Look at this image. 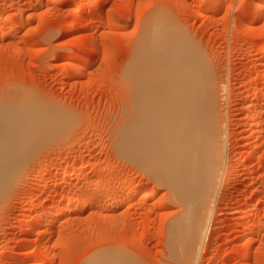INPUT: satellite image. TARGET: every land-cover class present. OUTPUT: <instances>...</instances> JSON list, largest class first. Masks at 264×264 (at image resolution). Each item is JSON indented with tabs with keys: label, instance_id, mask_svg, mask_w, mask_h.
<instances>
[{
	"label": "rangeland",
	"instance_id": "374dc122",
	"mask_svg": "<svg viewBox=\"0 0 264 264\" xmlns=\"http://www.w3.org/2000/svg\"><path fill=\"white\" fill-rule=\"evenodd\" d=\"M248 1L224 0L220 10H205L207 17L202 19L197 0H95L83 12L78 8L85 0H0V10L12 13L13 22L27 20L15 28L12 24L0 28V105L6 102L7 112H15L40 103L60 112L59 127L41 132L42 146L34 143L25 152L12 190L0 199V264H83L93 249L119 253L121 264H264V226L253 232L246 229L256 218L264 220V137L255 138L251 132L253 119L264 107L259 104L254 111L247 107L250 98V102L260 101L256 89L264 90V58L253 59L251 54L264 45V17L254 18ZM229 8L231 13L226 14ZM153 16L173 23L205 50L203 54L213 66L208 64L209 69L218 77L217 86L226 88H219L220 102L226 95L225 104H220L227 118L223 126L225 170L212 198L209 233L195 252L187 247L185 232L181 233L185 242L180 240V250L177 246L173 252L169 246L170 225L182 212L171 186L121 156L114 145L123 123L134 115L135 89L128 66L144 22ZM4 17L0 16V23ZM112 22L116 27L112 28ZM122 22L125 25L120 26ZM248 25L254 26L253 32L246 31ZM240 51L242 55H238ZM84 61L89 62L84 64L85 73L72 76L75 65ZM229 114H233L231 120ZM56 156L61 158L52 168L49 162ZM91 157L95 167L77 169L88 177L66 182L65 174L56 184L49 180L53 170ZM111 164H118V170ZM136 175L143 180L131 187L115 182ZM91 178L115 183L118 190L97 192L94 185L88 186ZM42 181L50 182L47 192L59 187L48 197V204L57 205L70 191L80 192L81 198L77 201L80 208L73 207L63 215L45 213L39 229L47 231L44 241L51 245L47 259L39 252L43 241L29 228L35 218L27 200L32 193L46 195L41 191ZM134 188L137 192L142 189L139 195L130 192ZM92 195L96 204L81 206ZM116 195L126 197L125 202L105 204ZM252 207L257 208L252 217H241ZM31 237L37 240L28 247Z\"/></svg>",
	"mask_w": 264,
	"mask_h": 264
},
{
	"label": "bare ground",
	"instance_id": "6f19581e",
	"mask_svg": "<svg viewBox=\"0 0 264 264\" xmlns=\"http://www.w3.org/2000/svg\"><path fill=\"white\" fill-rule=\"evenodd\" d=\"M94 1L95 0H85L84 4L78 8V12H83L85 9L84 6ZM197 1H199L197 13L202 19L204 16L207 17V14L205 15V10L208 11V9H211L212 11L213 9V12L214 10H220L219 8L224 2V0H212L210 3H205L203 0ZM248 2V4L253 5L251 14L254 18H257L259 15L264 17V0H249ZM216 13L217 12L214 14ZM230 13L231 9L229 8L226 10V14ZM11 14L12 13L6 14L4 11L0 10V16H6L4 17L5 20L0 23V28L5 27L7 24H12L15 28L20 26L24 21H27L26 19H21L18 20V22H15V20L13 22V14ZM83 23L80 24L84 26ZM144 23L146 24H144L134 47L130 63L128 62V73L130 79L133 81V86L131 87L135 89V102L132 105L134 115L127 123H123L125 125L122 128V132L119 130L121 134L118 136L116 135L117 137L114 138V145L121 156H125L129 161L131 160L130 162L133 161V164L136 163L144 170L146 169L148 174L149 171L152 172L157 178L159 177L171 186L173 195L176 197L177 201H179L178 203H180L179 206L182 212L180 211L181 215H179V217H175L178 218L176 223H174V220L173 225L172 223L170 225L171 229L169 235L171 236L169 237V246H171L173 252L176 251L181 238H184L183 232H185L187 239L184 238V240L188 241L187 247H189L190 250L192 248L195 252L209 233V222L212 217V208L210 207L211 203L213 204L212 198L216 193L220 177L225 170L226 131L223 126H225L227 118L221 113V103L226 101V95H223V98H221L223 101L220 102L219 88L221 85L217 86L218 82H216L218 77H216L217 75L215 74L214 78L213 72L211 73L212 69L210 68L211 71L209 69L211 63H208V58L206 59L203 54L205 50L202 52L201 49H199L201 47H198L195 41L190 39L191 37L187 38V35H185L186 33L163 18H156L153 16L149 22ZM113 24L112 28L115 26V23ZM121 25L125 24L123 23L120 24V26ZM246 29L247 32L249 31V33H251L253 32L254 26L248 25ZM1 38H3V36H1ZM242 54V51L238 53V55ZM251 54L253 59H259L260 56L264 58V56H262L264 55V45L259 48L257 47V49L255 48ZM86 62L87 61H84V63L82 62V65H79V63L75 65L76 68L74 70L76 74H72L74 72L73 70L72 73L70 72L72 76H81L89 63ZM262 81L264 83V73ZM222 88L223 91H225V86ZM256 91L255 96L260 99L261 103L257 101V99L256 102H254V99L250 102V98V103L248 102L247 106L249 111H254V108L260 105L264 107V90L256 89ZM5 107H7L6 102L4 105H0V199L5 198L7 193H10L12 190L15 175L19 173V163L23 160L22 157L25 152L33 146L34 143H36L37 146L40 144L39 147L42 146L41 141L44 136L41 132L49 130L54 126L57 127L59 122L57 117L60 115V112L40 103H37L36 106L29 104L15 112H7V108ZM232 115L233 114H229V120H231ZM251 115L250 118L252 117ZM253 120H255V126L252 125V134L255 135V138L256 136L257 138L259 136L264 137L262 135L264 133V111L256 115ZM247 125L251 124L248 123ZM7 144L9 145L8 152ZM66 157L67 155L64 158ZM60 158L58 156L53 157L49 162V166L52 168L55 167L59 163ZM77 160L64 164L59 170H53L49 180L56 184L65 174L66 182H76L79 179L88 177V174H85V172L82 173L81 170L77 171V169L79 167L90 168L93 164L91 161L92 157L85 162L82 161L84 162L83 164ZM111 165L113 169H116L118 164ZM116 170H118V168ZM112 171L115 172L114 170ZM89 180L87 181L89 184L88 186L94 185L93 187H96L95 190H97V192L98 189L104 188L106 189L104 191L108 193L113 192L116 187L118 188L116 184H122L124 187H131L135 182L142 181L143 177H139L138 175L132 176L131 178L120 177L119 180H115V182H117L116 184L112 183L114 185L109 182L107 183L105 180H95V182H93L94 180H92V178L90 181ZM40 185L41 191L46 193L44 197H42L41 194L39 196V194L32 192V194L27 196L28 206L32 209L35 218L33 219L35 220L34 223L28 226L32 231L36 232L37 239L41 240V243L43 241L41 251L39 252H41L42 259H47L50 254L51 245L44 241L47 231L39 229L41 228L40 225L45 213L56 216L60 214L63 215L65 211L73 207L80 208L81 203L77 201L81 198L80 192L72 191L71 193L70 191L67 192L66 195L64 194L63 201L53 206L52 204H48V197L56 193L59 187H51V191L47 192V188L50 187V182H43ZM77 188H79V186ZM133 190L134 191L131 190L130 192L139 195L138 192L142 189H139L138 192V189L135 190L134 188ZM150 191L147 193L151 194ZM152 192H154V190ZM93 194H95V192ZM91 197L92 199H90ZM91 197H89L86 202L83 201L84 204L81 206L87 207V205L94 204V196L92 195ZM126 197L129 198V195ZM126 197L118 195L111 196V198L105 201V204L109 206L116 203L121 204ZM128 198L127 200L130 199ZM244 198L242 201H244ZM260 201H256L257 204L260 203ZM256 210L257 208L253 209L252 207L241 217L246 219L250 218L255 214ZM180 212L177 213L180 214ZM257 213L260 214V212ZM262 216H264V214H262ZM257 226H264V220L256 218V221L253 223L246 224V229L253 232ZM106 231L109 232V230ZM240 238L239 236L237 240H240ZM37 239L32 237L29 238L28 247H31ZM181 241L185 242L183 240ZM183 246H185L184 243ZM179 247L180 246H178V249ZM251 249L250 246L248 250ZM184 250H187V248ZM107 252L93 249L90 254H88L90 256L89 259L83 264H121L123 260L122 258L120 259L121 256H119V253L117 256L114 255L117 252H112L114 254ZM236 264L242 263L239 261Z\"/></svg>",
	"mask_w": 264,
	"mask_h": 264
}]
</instances>
